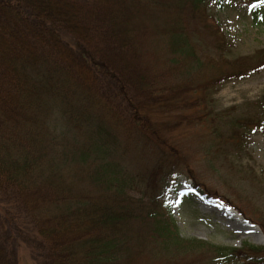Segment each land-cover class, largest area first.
Returning a JSON list of instances; mask_svg holds the SVG:
<instances>
[{
    "label": "trees",
    "instance_id": "16d2710c",
    "mask_svg": "<svg viewBox=\"0 0 264 264\" xmlns=\"http://www.w3.org/2000/svg\"><path fill=\"white\" fill-rule=\"evenodd\" d=\"M211 1L0 0V264L21 250L34 264H264V244L180 236L170 210L185 175L264 234L258 207L197 180L175 134L206 125L203 155L229 158L264 131V98L213 109L264 69V48L232 56Z\"/></svg>",
    "mask_w": 264,
    "mask_h": 264
},
{
    "label": "rangeland",
    "instance_id": "374dc122",
    "mask_svg": "<svg viewBox=\"0 0 264 264\" xmlns=\"http://www.w3.org/2000/svg\"><path fill=\"white\" fill-rule=\"evenodd\" d=\"M209 5L221 30L232 41V56L264 48V2L212 0ZM260 98H264V69L225 83L212 96V106L215 112L230 110L241 115L256 108L255 102ZM181 125L175 134L197 180L230 199H239L242 209L258 207L264 214V131L253 133L246 149L236 156L223 158L214 153L207 158L202 151L208 144L207 126ZM210 159L214 164L208 162ZM132 194L138 196L137 192ZM169 203L179 234L184 238L196 237L216 245L240 246L244 241L264 244V234L258 225L221 200L202 197L193 188V180L185 175L177 178ZM19 264H34L26 250L19 252Z\"/></svg>",
    "mask_w": 264,
    "mask_h": 264
},
{
    "label": "snow or ice",
    "instance_id": "6c2138e0",
    "mask_svg": "<svg viewBox=\"0 0 264 264\" xmlns=\"http://www.w3.org/2000/svg\"><path fill=\"white\" fill-rule=\"evenodd\" d=\"M261 2H264V0H261Z\"/></svg>",
    "mask_w": 264,
    "mask_h": 264
}]
</instances>
